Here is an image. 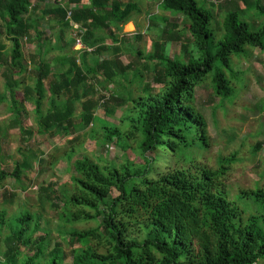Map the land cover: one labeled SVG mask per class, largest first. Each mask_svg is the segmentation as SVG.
<instances>
[{
  "label": "trees",
  "instance_id": "trees-1",
  "mask_svg": "<svg viewBox=\"0 0 264 264\" xmlns=\"http://www.w3.org/2000/svg\"><path fill=\"white\" fill-rule=\"evenodd\" d=\"M107 1L91 0V5L75 8L80 0H67V5H73L68 19L61 0L49 5L41 4L43 0H0V68L6 93L0 95V102H6V97L9 101L10 126L30 134L21 125L26 101L33 107L42 142L50 131L70 134L91 125L90 136L102 145L132 148L139 156V161H108L84 154L73 156L71 149L67 153L71 159L70 188L41 184L38 200L41 205L48 202L60 209L58 216L66 222L101 217L99 223L65 232L71 258L63 262L60 248L48 250L44 236L33 238L38 216L24 211L14 222H5L2 210L0 264H254L264 258V184L237 194L240 206L229 197L225 183L237 161L235 152L218 155L214 167L199 160V151L209 146L210 136L193 93L194 87L209 78L214 95L221 100L233 94L231 79L236 78V72L232 57H247L249 48L264 49V4L260 0H228L219 23L210 7L215 2L218 5V0H160L157 5L161 9L182 16V28L188 36L181 44V53L171 56L163 46L184 39L179 24L149 15L152 23L159 19L163 24L160 42L144 56L145 62L157 60L151 79L157 86L140 84V92L134 94L124 83L133 61L120 60L119 40L110 24L119 29L117 23L128 21L138 10V2L111 0V7H106ZM223 5L219 3V8ZM251 10L262 17L260 22L250 19ZM67 30L72 32L70 38H66ZM100 31L113 37V56L98 58L106 49L103 37L97 34ZM75 36L91 50L83 48L77 53L70 49ZM22 39L35 44L28 61ZM53 51L57 53L46 60ZM140 53L136 51V59ZM30 71L33 83L25 84L23 79ZM89 74L103 89L112 84L108 101L125 105L118 124L94 115L96 103L88 97L92 88L87 84ZM132 74L141 76L136 71ZM19 89L23 101L17 98ZM77 102L81 105L79 121L74 119ZM103 107L108 113L106 105ZM97 122L101 124L99 138L94 136ZM259 147L256 143L253 151ZM22 154L10 172L0 169V187L8 176L19 181L23 171L32 168L31 156L43 162L34 153ZM113 190L116 194L111 196ZM1 196L11 202L15 194L3 190ZM60 198L61 205L54 201ZM247 207L253 211L244 215ZM6 223L8 232L1 241V228ZM139 233L144 234L141 239L135 236ZM75 244L78 246L73 249Z\"/></svg>",
  "mask_w": 264,
  "mask_h": 264
},
{
  "label": "rangeland",
  "instance_id": "rangeland-1",
  "mask_svg": "<svg viewBox=\"0 0 264 264\" xmlns=\"http://www.w3.org/2000/svg\"><path fill=\"white\" fill-rule=\"evenodd\" d=\"M43 1L44 3L41 4L48 2V0ZM159 1L137 0L138 10L132 12L134 25L128 27V25L124 26L123 24L121 29H124V33L121 30H113V36L119 40L118 46L121 51L118 55L120 60L124 63L133 61V66L129 69L128 80L124 83L134 94L140 92L138 88L140 84L150 82L151 86H157L151 80L152 66L157 63V60L145 62L144 56L153 51L156 41L160 42L159 29L161 30L163 24L159 19H157L156 23H152L149 15L164 16L171 22L179 24L178 27L184 39L172 40L171 43L163 46L171 56L181 53V44L188 36V32L182 28V16L173 11L161 9L157 5ZM210 1L215 2L214 0H208V3ZM218 1L222 5L224 4L223 7L219 8V3L217 5L216 2L210 7L215 19L221 23L225 11L224 6L228 0ZM149 2H154L155 5H150ZM260 2L264 4V0H260ZM249 15L251 20H256L257 22L262 20V17L258 18L253 14V10L250 11ZM0 26H2L1 23ZM41 27L47 30L44 24ZM47 33L49 34V31ZM71 33L70 30H67L66 38H70ZM97 34L103 37V43L106 47L105 50H101L98 58L113 56V37L110 36L108 31H100ZM123 34L126 35L120 40ZM2 38L9 44L3 34ZM74 43L75 41L70 46V49L72 47L73 50H77L78 47ZM22 46L24 59L28 61V56L34 51L35 44H28L22 39ZM85 48L87 49L88 47ZM248 50L249 55L247 57H232V65L234 72H236V78L231 79L234 92L229 98L221 100L218 96L214 95L209 78L194 87L193 93L195 106L205 117L207 131L210 136L209 146L205 150L199 151V160L210 167H214L218 155H229L235 152L237 161L230 167L225 177V183L228 187L229 197L238 201L240 206L243 205L242 201L237 198V194L242 193V191L252 190L256 186L261 187L264 184V49L256 47L249 48ZM136 51L141 52L139 59L135 58ZM56 53L57 51L50 52L45 56V59L51 60ZM1 71L2 69L0 68V95H4L6 93ZM132 71L140 72L141 76L137 75L134 77ZM32 75L31 71L27 73V77L23 79L25 84L33 83ZM98 78L101 79L100 77ZM129 80H131L130 83ZM95 82L96 79L93 75L89 74L87 84L89 86L92 85V88L88 97L96 103L94 115L102 120L118 124L125 105H115L113 101H108V93L112 89V84L103 89V87L96 85ZM117 90L121 92L120 88ZM17 98L23 101V93L20 89L17 93ZM5 99L6 102H0V169L10 172L14 164L21 161L22 153L28 155L34 153L43 162L38 163L31 156L32 168L24 170L19 181H14L11 176L6 177L2 181L0 187V211L5 210V222L9 220L14 222V219L24 211L30 212L35 217L38 216L37 222L39 227L33 234V238L39 235L44 236L47 249L60 248L64 255L63 262H68L71 258V248L67 242V234L65 232L93 228L97 226L101 217L94 220L80 219L66 222L58 216L60 209L56 210L52 208L48 202L41 205L37 196L38 186L52 183L58 188H70L68 176L71 174V159L67 158V153L71 149L74 151L73 156L74 154H84L91 157H100L108 161H121L127 158L139 161V156L132 148L123 149L122 146L114 143L106 146L102 145L94 137L90 136L92 134L91 125L82 130L77 129L74 133L70 134L63 133L62 131H50L44 135L45 142H42L40 135L37 133V121L32 105L29 102L23 101L24 108L22 110L21 125L30 134L26 132L21 133L17 127L10 126L12 117L8 106L9 101L7 97ZM105 105L108 113L102 110ZM80 111L81 105L80 102H77L74 111L75 121H79ZM100 125L99 122L94 125V136L96 138L100 137ZM77 134H79L78 139L70 143L69 139H72ZM256 143H260V147L255 152L253 148L256 146ZM168 156L169 154L166 153L165 157ZM169 163L173 165L174 160H169ZM3 190L15 194L11 202L2 200L1 192ZM115 194L116 191L113 190L111 196ZM54 201L59 205L62 204L61 198ZM252 211L253 208L247 207L244 215ZM33 224L34 221H31L30 227H33ZM7 232L6 223V226L1 228V241ZM143 235V233H139L135 236L137 239H141ZM77 246L78 244H75L72 248L75 249ZM2 251L3 247H1L0 253ZM23 251L24 249H21V253ZM254 264H264V258L259 259Z\"/></svg>",
  "mask_w": 264,
  "mask_h": 264
},
{
  "label": "crops",
  "instance_id": "crops-1",
  "mask_svg": "<svg viewBox=\"0 0 264 264\" xmlns=\"http://www.w3.org/2000/svg\"><path fill=\"white\" fill-rule=\"evenodd\" d=\"M62 1V0H61ZM111 0H109V1H107V4L108 5H106V7H111V2H110ZM120 1V0H119ZM125 0H122V2H124ZM50 2H54V0H48V5H49V3ZM75 5V8H79V7H82V5H91V0H80V2L79 3H75L74 4ZM124 24V26L126 25H128V27H132V25H134V21H133V19H132V14L129 16V19H128V21H126L125 23L123 22H118L117 23V26H119L120 28L119 29H116L114 26H113V24H110V26H111V29L110 30H117V31H119V30H121L122 31V33H124L125 31H124V29H121V27H122V25ZM115 25V24H114ZM73 26L74 27H78V25L76 24V23H73ZM113 28V29H112ZM114 33V32H113ZM123 35H126V34H123ZM78 37H80V36H78ZM122 37V36H121ZM75 38H76V36H75ZM122 38H120V40H121ZM80 40H81V44H82V46L85 48V46L83 45V43H82V39H81V37H80ZM75 44V43H74ZM117 44H119V42H117ZM75 46H77L78 47V49L76 50L77 51V53H79L80 52V50H82L83 48H80L78 45H76L75 44ZM87 50H91V48L90 47H88L87 48ZM124 63V62H123Z\"/></svg>",
  "mask_w": 264,
  "mask_h": 264
},
{
  "label": "built area",
  "instance_id": "built-area-1",
  "mask_svg": "<svg viewBox=\"0 0 264 264\" xmlns=\"http://www.w3.org/2000/svg\"><path fill=\"white\" fill-rule=\"evenodd\" d=\"M64 1V4H66V8H67V11H66V17L69 19L70 18V15H71V9L73 8V5H67L66 1L67 0H62ZM75 44L78 45L80 48H84L81 44V40H80V37H77L75 39Z\"/></svg>",
  "mask_w": 264,
  "mask_h": 264
}]
</instances>
